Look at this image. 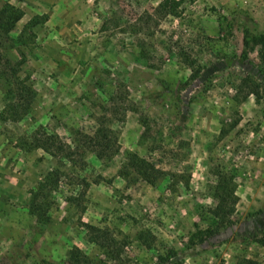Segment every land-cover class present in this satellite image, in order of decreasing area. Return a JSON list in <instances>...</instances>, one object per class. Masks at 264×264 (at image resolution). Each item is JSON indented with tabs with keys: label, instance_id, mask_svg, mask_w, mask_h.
Segmentation results:
<instances>
[{
	"label": "rangeland",
	"instance_id": "rangeland-1",
	"mask_svg": "<svg viewBox=\"0 0 264 264\" xmlns=\"http://www.w3.org/2000/svg\"><path fill=\"white\" fill-rule=\"evenodd\" d=\"M162 1L0 0L23 11L0 32V72L22 50L37 91L0 118V264H70L73 247L108 263L87 224L119 240L116 264H264V61L243 43L264 32V0ZM50 135L71 159L31 147ZM56 169L39 222L31 191ZM218 174L237 197L223 225Z\"/></svg>",
	"mask_w": 264,
	"mask_h": 264
},
{
	"label": "trees",
	"instance_id": "trees-1",
	"mask_svg": "<svg viewBox=\"0 0 264 264\" xmlns=\"http://www.w3.org/2000/svg\"><path fill=\"white\" fill-rule=\"evenodd\" d=\"M175 0H163L160 4V7L165 9H174L171 11H175L176 5ZM23 11L17 6L6 2L3 7L0 8V32L4 34H9L13 29H15L16 24L22 19ZM40 23V20L33 19L31 20L28 26H36ZM243 43L246 50L259 48V54L261 56L262 61H264V32L260 33H252L250 29L244 28V36ZM245 50V51H246ZM144 53V50H141ZM21 55V59L16 63H12L10 60H6L7 67L6 69L1 70L0 77L5 79L8 83V90L14 96V100L7 103L5 110L0 114L1 120H12L17 121L23 118V116L27 115L31 109L32 104L34 103L37 97V91L33 84V81H30V77L25 76L21 77L20 72L23 70V65L26 63L27 58L25 52L19 50ZM7 70L11 71V76L8 75ZM200 70H194L192 74V78H196L199 74ZM91 141L93 138H89ZM98 141L95 140L96 143ZM31 145V143H30ZM64 143H62L58 138L54 135H50L47 137H36L33 139L32 148H41L46 152L52 155L61 154L63 158L71 159V150ZM136 162L137 170L140 173H145L141 170L143 163L149 166L148 163L142 161L138 164V160ZM59 170H51L43 179V181L39 182V186L37 190L31 191L32 201L30 204L31 214L37 217L39 222H48L50 221V216L48 215V207L50 206L49 202L46 200L49 197L51 189L56 186L58 181L60 180L58 174ZM227 176L222 174H218V182L214 191V197L217 199V204L212 210V214L215 216L219 225L226 224L231 221V216L235 210V205L237 202V197L235 191L232 187L228 185ZM89 231V239L91 242L96 244L97 246L105 249V253L103 254L105 257L109 258V262L105 264H116L118 261V254L120 252V242L115 237L106 234L101 228L96 226L88 225ZM208 232H212V229L207 230ZM203 237V236H202ZM147 235L145 233L139 234V239L150 244L145 240ZM255 241L264 247V233L255 238ZM175 250L172 249L170 252V257L174 256ZM69 262L70 264H93V260L85 253L81 251L78 247H73L69 251ZM249 264H257L248 260Z\"/></svg>",
	"mask_w": 264,
	"mask_h": 264
},
{
	"label": "crops",
	"instance_id": "crops-1",
	"mask_svg": "<svg viewBox=\"0 0 264 264\" xmlns=\"http://www.w3.org/2000/svg\"><path fill=\"white\" fill-rule=\"evenodd\" d=\"M5 181H8V179H10V177L7 175V176H5ZM3 183H4V180H1ZM18 181V180H17ZM13 183V182H12ZM18 184V182L16 183V185Z\"/></svg>",
	"mask_w": 264,
	"mask_h": 264
}]
</instances>
